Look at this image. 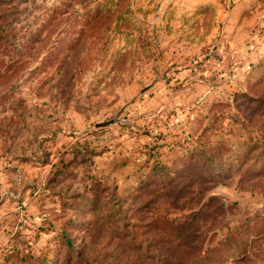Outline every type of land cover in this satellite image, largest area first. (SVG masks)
Listing matches in <instances>:
<instances>
[{
    "label": "rangeland",
    "instance_id": "obj_1",
    "mask_svg": "<svg viewBox=\"0 0 264 264\" xmlns=\"http://www.w3.org/2000/svg\"><path fill=\"white\" fill-rule=\"evenodd\" d=\"M264 0H0V264H264Z\"/></svg>",
    "mask_w": 264,
    "mask_h": 264
},
{
    "label": "built area",
    "instance_id": "obj_2",
    "mask_svg": "<svg viewBox=\"0 0 264 264\" xmlns=\"http://www.w3.org/2000/svg\"><path fill=\"white\" fill-rule=\"evenodd\" d=\"M263 17H264V14H263Z\"/></svg>",
    "mask_w": 264,
    "mask_h": 264
}]
</instances>
